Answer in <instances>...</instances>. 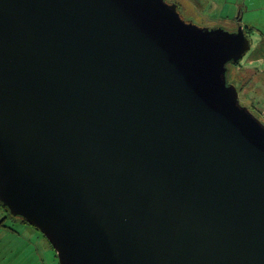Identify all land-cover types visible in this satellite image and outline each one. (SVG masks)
<instances>
[{"label": "water", "instance_id": "water-1", "mask_svg": "<svg viewBox=\"0 0 264 264\" xmlns=\"http://www.w3.org/2000/svg\"><path fill=\"white\" fill-rule=\"evenodd\" d=\"M250 49L167 0H0V205L58 264H264Z\"/></svg>", "mask_w": 264, "mask_h": 264}, {"label": "rangeland", "instance_id": "rangeland-1", "mask_svg": "<svg viewBox=\"0 0 264 264\" xmlns=\"http://www.w3.org/2000/svg\"><path fill=\"white\" fill-rule=\"evenodd\" d=\"M181 1L183 4L180 3L178 11L192 23L221 26L231 31L236 30L238 25H251L264 36V0H251L253 4L248 2L241 10L232 5V0H228L226 4L219 2L215 9H210L208 5L187 7L192 3L185 4L184 0ZM240 1L244 4L245 0ZM255 44L254 37H251L250 49L239 60V65H228L227 79L236 88H242L238 91L240 103L246 105L263 121L264 72H260L256 80L252 81L250 77L252 65L250 54L255 51ZM0 222L4 224L0 225V264H58L55 251L33 226L23 223L19 218L9 216L1 206Z\"/></svg>", "mask_w": 264, "mask_h": 264}, {"label": "crops", "instance_id": "crops-1", "mask_svg": "<svg viewBox=\"0 0 264 264\" xmlns=\"http://www.w3.org/2000/svg\"><path fill=\"white\" fill-rule=\"evenodd\" d=\"M170 1H173L175 2L178 6L181 4H183V2L181 0H170ZM185 1V4L187 2H190L192 3L191 5L187 6V7H192V8H195L199 5H208V7L210 9H215L217 6V4L220 2L222 4H226L228 2V0H184ZM248 2H250V4H253V2H251V0H245L244 1V4L241 3L240 0H232L231 3H233L232 5L235 7H238L239 10L242 9V6L246 5ZM181 3V4H180ZM197 5V6H196ZM179 8V7H178ZM186 8V7H185ZM228 19V17H227ZM238 17H237V21H238ZM242 26V25H241ZM246 25H243V27H245ZM248 26V25H247ZM251 26V25H250ZM254 28V26H251ZM259 32L254 29L250 32V38L251 37H254V43L255 44V51H252V53L250 54L253 58V59H250V62H252V65L250 66V70H251V79L252 81L255 79H257V76L260 72H264V65H263V62H264V55H263V51L262 49H260L258 51V48L256 47L257 44L260 46V45H263L264 44V36L263 35H260V33L258 34ZM249 38V39H250ZM255 54V55H254ZM263 65V66H262ZM263 67V68H262ZM253 71V72H252ZM264 114V109H263V113Z\"/></svg>", "mask_w": 264, "mask_h": 264}, {"label": "trees", "instance_id": "trees-1", "mask_svg": "<svg viewBox=\"0 0 264 264\" xmlns=\"http://www.w3.org/2000/svg\"><path fill=\"white\" fill-rule=\"evenodd\" d=\"M243 29H244V31H245V33L247 34V36H248V38H249V35H250V32L254 29L253 27H251V26H245V27H243ZM250 40V39H249ZM262 49V51H263V55H264V44L263 45H260L259 47H258V51L260 50V49ZM255 55V54H254ZM252 56L250 55V59H253V58H251ZM230 65H239V61L238 62H236V63H231ZM229 71V70H228ZM239 89H242L241 87H239ZM238 88H237V90L238 91H241V90H239ZM253 113V112H252ZM254 114V113H253ZM255 115V114H254ZM256 116V115H255ZM259 118V117H258ZM260 119V118H259ZM261 120V119H260ZM262 121V120H261ZM263 123H264V120L262 121ZM1 206V205H0ZM1 208L10 216V214H9V212H8V210L6 209V208H4V207H2L1 206ZM11 217H13V216H11ZM13 218H18V217H13ZM23 223H26L25 222V220H23L22 218H19ZM26 224H28V223H26ZM0 225H2V226H4V224L2 223V222H0ZM28 225H30V224H28ZM32 226V225H31ZM34 227V226H33ZM35 228V227H34ZM36 229V228H35ZM44 237V236H43ZM46 239V238H45ZM49 243V242H48ZM50 245V244H49ZM51 246V245H50Z\"/></svg>", "mask_w": 264, "mask_h": 264}]
</instances>
